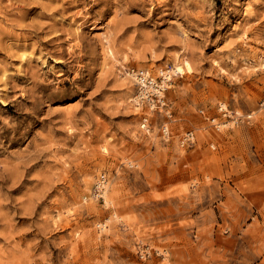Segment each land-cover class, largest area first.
<instances>
[{"label": "rangeland", "instance_id": "obj_1", "mask_svg": "<svg viewBox=\"0 0 264 264\" xmlns=\"http://www.w3.org/2000/svg\"><path fill=\"white\" fill-rule=\"evenodd\" d=\"M263 96L264 0H0V264H264Z\"/></svg>", "mask_w": 264, "mask_h": 264}, {"label": "built area", "instance_id": "obj_2", "mask_svg": "<svg viewBox=\"0 0 264 264\" xmlns=\"http://www.w3.org/2000/svg\"><path fill=\"white\" fill-rule=\"evenodd\" d=\"M138 75L141 78V83L139 81V88L137 92V96H139V101L142 103V106L151 107L154 109V112H158L161 109H165L166 112V119L160 126L161 136L164 140H168L171 136V128H170V118L172 117V113L170 110L167 109V104L165 100V91L167 88H161L159 83H162V80H156L157 84H150L153 77L151 75L146 76L143 74L142 70L136 71ZM152 85H154L152 87ZM151 86V87H150ZM260 106L262 109H264V96L262 100L260 101ZM220 110H222V113L225 117H232L230 113L225 109H222V107H219ZM202 112H204L202 110ZM211 121L213 122V125L218 129V126H220L221 123L215 122L216 118H211ZM149 118L144 117L143 118V124L147 126V131L150 130V124ZM145 129V127H142ZM195 132L194 130H188L185 132L184 136L181 138L180 142L182 146L190 145L195 142ZM100 180L99 184H95V195L96 197H99L101 199H104L101 190L103 189V182H106L108 180V176L105 172H103L100 177L98 178Z\"/></svg>", "mask_w": 264, "mask_h": 264}, {"label": "bare ground", "instance_id": "obj_3", "mask_svg": "<svg viewBox=\"0 0 264 264\" xmlns=\"http://www.w3.org/2000/svg\"><path fill=\"white\" fill-rule=\"evenodd\" d=\"M185 69H190V67H191V64L188 62V61H186L185 62ZM173 71L174 72H176V73H183V70H182V68L179 66V65H175V67H174V69H173ZM142 72H143V74L144 75H146V76H149L150 75V73L149 72H147V71H144V70H142ZM168 72V71H167ZM132 75L134 76V77H136L137 79H136V81L139 83V81H140V83H141V78H140V76L138 75V73L136 72V74L135 73H132ZM170 74L169 73H167V74H165L164 75V80L162 81V83H159L161 86V88L163 87V88H166L165 87V81L166 80H168V79H170ZM150 84H157L156 83V79L153 77V79L151 80V82H150ZM154 85H152V87H153ZM151 87V86H150ZM138 98V99H137ZM139 100V96H136V101H138ZM152 106V105H151ZM143 127H147L146 125H142ZM100 184H103L104 185V183H100ZM102 190H104V186H103V189ZM102 190H101V192H102Z\"/></svg>", "mask_w": 264, "mask_h": 264}]
</instances>
